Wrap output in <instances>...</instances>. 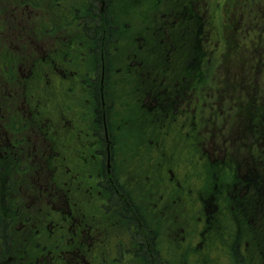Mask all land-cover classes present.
<instances>
[{"label": "rangeland", "instance_id": "374dc122", "mask_svg": "<svg viewBox=\"0 0 264 264\" xmlns=\"http://www.w3.org/2000/svg\"><path fill=\"white\" fill-rule=\"evenodd\" d=\"M39 1L44 2L47 6L51 5L50 9L46 11V7L41 9L40 5H38L39 7L37 5L22 6L15 9L13 7L3 8L0 2V7L3 11L5 9V13H0V15L2 14L0 20L6 18L4 26L0 25V31H4L5 38H7L0 40V47L4 46L2 43H7L8 49L13 51V56L16 51L18 54L15 68L11 65V69L16 71V73L14 72L15 76L9 77V80L2 77L0 72V88L2 86L6 87L7 90L10 89V92L18 89L22 78L29 73L23 72L19 76L17 69H19V66L23 67V61L20 60H27L34 52L39 53L43 42L47 45V49L53 51L51 46L53 47L56 40L65 42L66 45L63 49H66L67 54L64 62L73 70V73H79L80 76L77 80L70 79L68 82L54 75L48 80L47 77L50 76V64L53 57L38 63L33 69L31 78L26 81L22 88L31 109L35 111L36 109L45 108L49 119L37 123L30 122L27 116L26 118L24 116L23 123L18 124L14 121L10 124L11 127L17 126L18 130L15 131L17 134L12 133V129L6 127L7 134L22 137L20 149L25 148V156L21 158V151V160L18 163L17 171L19 173L13 174L9 178V195L14 197L15 200L18 199L19 195L22 198L18 205L14 203V207L16 211L20 209L27 214V224L33 229L28 233L35 232V239L38 240V242L32 244L30 251L25 255L26 261L31 260L34 264H39L41 261L39 259L40 255H46V258L52 259V264H66V261H70L71 256L61 252L63 249L74 246L72 243L77 239V233L74 232L75 234H73L70 231L71 229H67V220L63 219L65 213H67V206L70 204L73 207L72 211L78 216V220L86 221L89 225L91 236L86 238L87 240L83 245V257L86 260L88 257L95 264H141L143 260L147 264H156L154 258H149V255L151 257L155 256L157 251L153 250L156 248L165 255L169 264H259L261 253L256 252L253 247L248 255L246 253L241 254V248L245 244L246 246L249 245L243 238L241 241L235 240L230 246L226 245V248L220 244V241L226 242L223 235L227 238L236 235L237 230H235L233 219L235 217L234 212L238 211L237 199L253 195L248 194V190H251V187L257 184L255 182V179H259L257 175L264 177V0L230 1L234 9L230 10L232 12L227 17L226 22L228 23L231 20L229 24L234 23L232 24L234 29L228 34L229 44L230 42L232 44L229 45L226 55H218L217 53L218 56L215 58L208 56L207 53L208 57L204 58L203 68L209 70L204 78V87L202 89H200L201 87H190L187 91L200 98L204 97L206 92L208 96L211 94V97H213L216 92L220 95L221 92V94H224V92L229 91L225 87L226 84H236L237 87L233 88L237 91L231 89V99L235 97L237 100L236 109H233V104L232 106L230 104L223 105L224 109H222V105L209 108L207 105H203V102L211 98L206 97L203 101L200 100L198 118L202 124L203 132L199 136L201 138L200 145L206 147L204 150H215L216 152L210 154L214 157L217 156L219 159L223 158L227 162L224 164L227 173L225 169L221 173H217L220 169H215L216 178L226 177L225 174L236 173V177H243L242 181L239 182L238 179H235V183L228 185L227 192H224L222 186L227 185L226 182L223 184L214 182L210 186V190H205V186L202 187L206 195L213 192L212 200L206 202L203 206L199 203L196 194L194 200L190 199V201L185 202L186 205L180 203V208L172 207V209H168V213L171 212L175 215V217L171 216V220L163 212L159 221V217L154 212L161 214L157 210L160 207H155L158 205V201L150 197L151 206L144 204L141 208L143 223L146 224L145 230L142 231L143 234H140L138 243L133 242L132 247L130 243L128 245L132 255L136 252L138 245L139 254L142 253V259L125 254V256H121L119 262L111 260V257L115 253L113 251L116 244L122 243L124 246L128 244L127 224L115 216L114 211L111 213L104 211L102 205L107 203V200L105 190L98 186L99 168L103 169L101 171L103 176L108 175L115 179V174L121 181H125L126 177L133 174L135 176L133 180L131 178L130 181L122 182L130 196V201L133 204L140 202L142 197L139 191L143 184L139 177L142 167H139L138 164L147 166V168H151L154 164V161L146 158H155L157 155L156 152L148 151L151 145L148 139L153 134L152 130L155 124L150 118L148 119L147 110V115L145 111H140L143 116L139 117L140 120H138L133 114L131 103L115 98L111 113L109 112V115L112 114V118H115V124L113 127L109 126L105 120L107 113L104 102L106 95L103 93L105 85L104 83L100 85L99 93H96L100 94L101 103L97 107L103 111V121L106 122V124L102 122L103 129L101 131L105 141L110 143L112 153L115 151V160L113 164V158L110 154L109 159H105L98 168L97 163L91 157L92 150L89 147V133L91 132L94 135L97 131L92 129L89 132L84 127L87 118L92 115L89 97L92 91L90 85L94 83L90 80V85H88L91 75L90 62L89 55L84 52L88 44L79 37L78 29L75 26L76 16L84 8V0ZM180 2L182 3V0ZM170 3H173V0H158L154 4L146 3V5L151 9L155 8L151 11L162 9L169 12L172 11ZM106 4L107 0H98L100 9L105 10L104 6ZM182 4L184 5V3ZM142 7L143 5L137 9L138 16ZM198 11H200V8L196 12L198 13ZM129 13L134 20L133 27L137 30L136 20H139V18L132 11ZM73 15L74 19L72 20ZM159 15L157 14L156 18L161 21ZM182 17L184 16L182 15ZM38 19L45 25L42 26L41 30L38 28L36 31ZM179 19L180 15L170 18L174 21H179ZM103 23V34L106 35V27H110V23L109 25ZM48 26H50V31L47 29ZM112 26L114 27L113 24ZM102 28L101 24V34ZM116 31L114 33L115 37L112 39L116 38L117 40L118 32ZM128 32L129 26H127L123 37H127ZM225 33L220 37L221 41L218 40L220 49H222L223 38L227 35V32ZM107 38L108 35L104 38L105 42H107ZM185 41L188 42L189 40ZM159 51L156 49L155 54L151 53L152 57L158 55ZM188 54L189 51L186 52L185 57ZM90 58L93 64L91 55ZM206 59L209 65H206ZM18 61L19 66H17ZM145 66L147 68L145 85L147 90L153 91L154 94L156 88L153 80L159 74V70L155 61L146 63ZM112 76H114V79L119 77L116 72ZM192 76H194V73L191 70L187 74H180V76L170 74L168 78L172 85V87L169 86L170 91H172L171 89L184 91L186 86L192 82ZM83 79H86V83L83 82ZM43 83L47 87H44ZM67 87L70 88L67 90ZM241 89L242 92L238 95ZM10 92L6 93L7 98L6 96L4 99L0 98V120L2 118L6 120L14 115V108L10 104L11 99H8V93ZM120 92H126L123 86L120 87ZM115 93H117V87ZM193 96L188 95L187 98H193ZM14 98L17 102L18 98L16 99L15 96ZM62 107H65L67 114L73 115V119L81 117L78 126L76 124L71 125L74 124L71 117H56L57 109L61 110ZM81 107L84 110H78ZM135 113L137 114V111ZM201 114H203V118L200 117ZM121 115H125L126 118L119 120ZM71 126H74V128L72 129ZM155 126L157 127V125ZM148 127L151 129L150 132ZM214 133H216L215 136ZM210 135L212 140L209 139ZM191 143L198 145V138ZM34 149H38L37 153L39 154H36ZM251 149L256 152L253 158L250 152ZM205 153L207 154V152ZM136 154L140 159L135 162L133 155ZM45 156L52 158L50 164L46 163ZM212 159L214 158L212 157ZM198 160L201 161L202 157L197 158ZM41 161L42 167H38ZM228 163L235 168L233 172H231L232 167ZM67 168H71L72 172L70 174L67 173ZM176 169H184V167L176 166ZM142 178L143 181L148 182L144 175ZM36 179L38 180L37 184L32 185L31 182L35 183ZM185 182L186 188H183V191L188 190L190 185L195 186L189 180H185ZM149 188L151 189V186ZM162 190L163 193H168L167 189ZM184 193L187 197L188 194L185 191ZM218 198L221 201L220 203H216ZM225 200L228 201V205L220 207L221 203L224 205ZM32 202L36 203L31 204ZM210 202L212 205L209 204ZM215 212H217V217L214 218L212 216H215ZM163 215L165 218H163ZM4 218L5 216L0 219V225H2L1 222ZM259 218L264 220L263 213L259 217L255 214H251L248 218L245 216L248 232L252 233L249 236L250 240L255 239V232L252 230H260V228L264 238V223ZM231 221L232 225L229 224ZM210 222L213 223L216 230L228 228L229 230L223 235L214 233L211 236L204 237L201 234V228L204 223L207 225ZM10 228L14 231L10 233L6 231V235L8 234L6 243L0 236V258H3V256L7 258L9 252H11L10 247L13 248L24 235V233L17 230L20 228L22 230L26 229L19 222H17V230L12 225ZM28 236L26 235L27 238ZM154 242H156V247L155 244H152ZM148 243H151L150 246H148ZM255 243L261 247L264 239L256 238ZM44 245L46 246L44 247ZM258 249L257 246V251ZM243 251H246V248ZM147 259L148 261H146ZM4 263L5 260L0 264Z\"/></svg>", "mask_w": 264, "mask_h": 264}, {"label": "trees", "instance_id": "16d2710c", "mask_svg": "<svg viewBox=\"0 0 264 264\" xmlns=\"http://www.w3.org/2000/svg\"><path fill=\"white\" fill-rule=\"evenodd\" d=\"M96 0H92V5H91V10L90 12L93 13L92 16L88 19V23L90 24L89 26H86V31L89 30L91 32H93V34L97 37V45H100L101 43V16L100 14L96 13V6H95V2ZM108 14H106V16L104 17V22L106 23V25H109V20L107 19ZM112 25V24H111ZM107 29V34H108V39L110 36V32L111 29L110 27H106ZM107 39V43L109 42ZM98 116L100 117L99 113L97 112V116H96V120L100 121V118H98ZM98 128H100V126H98ZM112 199L117 200L118 202L120 201V199H118L115 195L112 196Z\"/></svg>", "mask_w": 264, "mask_h": 264}, {"label": "flooded vegetation", "instance_id": "af4514ba", "mask_svg": "<svg viewBox=\"0 0 264 264\" xmlns=\"http://www.w3.org/2000/svg\"><path fill=\"white\" fill-rule=\"evenodd\" d=\"M114 259H116V257H114Z\"/></svg>", "mask_w": 264, "mask_h": 264}]
</instances>
